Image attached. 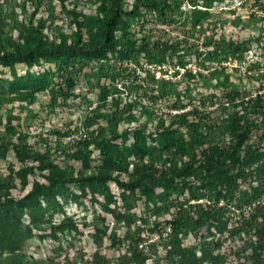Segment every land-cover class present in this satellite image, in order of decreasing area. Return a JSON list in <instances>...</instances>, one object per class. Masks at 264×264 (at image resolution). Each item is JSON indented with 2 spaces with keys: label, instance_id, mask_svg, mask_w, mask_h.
I'll use <instances>...</instances> for the list:
<instances>
[{
  "label": "trees",
  "instance_id": "trees-1",
  "mask_svg": "<svg viewBox=\"0 0 264 264\" xmlns=\"http://www.w3.org/2000/svg\"><path fill=\"white\" fill-rule=\"evenodd\" d=\"M52 1L0 0L1 61L6 64L12 62L16 57L14 48L20 51V45L11 40L12 28L5 31L8 23L19 30V37L25 39L28 48L24 57L27 61L36 63L44 54L42 36L32 32L25 36L21 28L31 27L41 32L45 20H51V15H44ZM56 1L72 14L75 26L74 34H63L59 44L53 46L55 54H69L66 60L58 63L61 73L85 70L91 55L99 59L113 54V64L108 63L109 69L137 77L136 69L127 66L133 61L147 74V78L140 82H109L100 86L94 117L88 119L93 123L95 119L103 118L108 132H104L102 127L97 137H80L70 145L94 143L104 157L105 168L84 177L82 189L86 195L96 191L95 180L103 184L110 179L124 192H131L135 204L155 203L149 231L158 232L161 239H167L163 244L165 253L149 262L157 252L158 241L148 239L145 232L148 224L144 219L134 228H126L124 239L127 242L123 246L116 244L121 238L115 227L108 233V223L104 226L92 223L89 227L96 246L75 250V253L60 258L43 259L27 255L15 246L12 239H8L7 234L3 243L4 247H10V251L0 255V264H226L229 257L237 258L235 264H264V150L252 140L253 132L260 125L263 134L259 142L264 136V90L251 96L246 88L234 82L230 73L224 71L223 62L244 57L248 41L216 36L215 21L207 18L215 9L214 2L223 0ZM256 1L264 10V0ZM87 5H94V11L90 8L87 12ZM141 6L150 8L159 19L169 24L180 20L181 25L169 29L133 26L129 19L139 12ZM39 12L41 16H38ZM19 15L21 18L18 20ZM27 15L28 21L24 22ZM240 20V16H236L234 24ZM258 20L264 28V15H259ZM21 24L23 26L20 27ZM68 39L71 41L67 42ZM199 42L205 45L207 59L198 62L197 70L201 66L214 67V85L223 91L216 106L221 112L213 116V109L205 100H195L190 78L195 72L182 59L190 55L192 47ZM139 56L147 59L148 64L158 66L177 58L179 62L174 65L184 69L183 73L189 79L156 77L154 71L144 67ZM177 74L178 69L174 75ZM258 77H264V71L259 72ZM159 99L165 102L167 116L159 115L156 120L151 104ZM139 115H147V119L130 128V121L138 119ZM124 123L125 127H122ZM56 133L64 135L60 131ZM65 133L68 135L70 131ZM149 138L153 141L152 146L147 144ZM1 140L0 136V145ZM12 148L18 157L28 159L38 155L32 154L25 144L22 149L18 145ZM75 157H81V152L75 150ZM54 175L57 179H66L58 172ZM51 179L47 186L33 184L26 194L15 200L17 207L24 205L32 196L50 193L55 182ZM176 186H180L182 191L188 190L196 201L190 202L185 198L170 206L165 205L167 218H160L158 203L165 201L161 198L155 200V194L160 189ZM206 190L210 197L198 201ZM5 195L8 201L1 202L0 207L10 213L12 208L7 204L14 200L8 192ZM230 200L244 203L252 210L230 224L229 218L225 217L231 207ZM220 201L223 204L218 205ZM105 207L111 209L108 204ZM124 208L114 207L110 211L118 220L130 222L133 216ZM163 221L170 227L167 236H163ZM78 224L62 219L51 222L46 229L54 235L56 231L76 229ZM201 229H207L212 236L199 242L198 254L197 246L182 245L181 237L188 231ZM6 230L10 233L9 227ZM103 237L110 240L104 250L98 245ZM2 241L0 234V246H3Z\"/></svg>",
  "mask_w": 264,
  "mask_h": 264
},
{
  "label": "rangeland",
  "instance_id": "rangeland-1",
  "mask_svg": "<svg viewBox=\"0 0 264 264\" xmlns=\"http://www.w3.org/2000/svg\"><path fill=\"white\" fill-rule=\"evenodd\" d=\"M214 5L215 9L210 12L207 20L215 21L216 36L222 35L226 38L233 37L248 41L244 48V57L239 60L229 58L223 62L224 71L230 73L234 82L246 88L251 96H255L256 93L264 90V77H258V73L264 71V28L258 20L259 15H264V10L256 0H223L214 2ZM94 7V5H87L85 10L88 12L92 8L94 11ZM48 9L44 16L51 15V20H45L41 32L31 27L21 28L25 36L31 32L42 36L44 54L36 63L25 59L24 53L28 45L25 39L18 36L19 30L13 29L10 23L5 27V31L12 28L11 40L15 41V45H20V51L14 48L15 60L8 64L0 60V136L2 138L0 204L8 201L6 192L14 200L7 204L9 208H12L10 213L0 207V234L3 240L0 255L10 251V247H4L6 245L3 243L7 234H9L8 239L15 242V246L34 258L48 259L53 256L60 258L75 253V250L94 248L96 243L92 239V231L89 227L92 223L102 226L108 223V233L115 227L121 238V241L116 244L123 246L127 242L124 239L126 228L128 226L134 228L145 219L148 224L145 228L148 239L158 241L157 252L150 259L149 262H151L152 259L165 253L163 244L167 243V239H161L158 232L149 231L155 214V203L146 202L141 206L135 204L132 193L124 192L122 187L110 179L103 184L95 180L96 191L88 192L86 195L82 189L85 184L84 177L102 171L105 168L104 157L100 148L94 143L70 145L74 139L80 137H97L102 127L104 132H108L107 122L103 118L95 119L93 123L88 119L94 117L100 86L109 82L117 84L140 82L147 78V74L137 63L130 61L127 64L129 59L125 63L136 69L137 77L127 72L120 73L109 69V64H113V54L104 55L99 59L98 56L91 55L85 70L61 73L58 63L66 60L69 54L65 52L55 54L53 46L59 44L63 34H74L73 16L56 0L50 3ZM41 15L42 13L39 12L38 16ZM236 16H240L241 20L234 24ZM19 18H21L20 15L17 16L18 20ZM129 20L133 26L144 25L162 29L181 25L180 20L178 23L169 24L159 19L154 11L145 6H141L139 12L131 16ZM27 21L28 15L24 19V22ZM35 21L34 24H36ZM70 41L68 39L67 42ZM205 50V45L199 42L192 47L191 54L182 59L186 66L195 72L190 76L196 94L195 100L197 102L201 99L205 100L209 108L213 109V116L221 112L216 106L219 104L223 91L221 87L214 85L216 83L213 77L214 67L201 66V69L197 70L198 62L207 59ZM139 58L145 68L154 71L156 77L182 79V81L189 79V76L186 77L183 73L184 69L174 65L179 62L177 58L172 61L169 59L161 66L155 63L148 64L149 61L143 56ZM176 69L178 74L174 75ZM151 106L156 120L159 115L167 116L166 105L162 99L152 103ZM146 119L147 115H139L138 119L130 121L129 127L138 126ZM125 123L121 126L125 127ZM67 130L70 131L68 135L65 133ZM262 130V126H258L253 132L252 140L264 150V136L261 142L258 140L263 134ZM56 131L64 135L59 136ZM24 144L32 154L38 155L28 159L18 157L12 146L18 145L22 149ZM147 144L153 145L151 138L148 139ZM8 145L10 147L5 148ZM75 150L81 152V157H75ZM56 172L60 173L61 177L65 176L66 179L55 178ZM49 179L55 181L50 193L32 196L24 205L17 207L15 200L26 194L33 184L47 186ZM209 197V191L206 190L204 196L198 201H204ZM159 198L165 201L158 203L160 218H167L165 205L170 206L177 200L185 198L190 202L196 201L191 198L188 190L182 191L180 186L158 190L155 200L158 201ZM228 202L231 207L225 217L229 218L230 224L252 210L244 203H237L235 200ZM221 203L223 204L220 202L218 205ZM105 204H108L111 209H107ZM114 207H126L124 210L133 216V220L130 222L125 219L118 220L117 216L110 211ZM62 219H69L79 224L76 229L56 231L54 235L46 229L51 222ZM162 225L165 226L163 236H167L169 224L163 221ZM8 227L10 233L6 230ZM211 236L207 229L188 231L181 237V244L197 246L203 238ZM102 239L98 245L104 250L110 244V240L107 237ZM197 253H200L198 246ZM236 261V257H229L226 264H235Z\"/></svg>",
  "mask_w": 264,
  "mask_h": 264
},
{
  "label": "built area",
  "instance_id": "built-area-1",
  "mask_svg": "<svg viewBox=\"0 0 264 264\" xmlns=\"http://www.w3.org/2000/svg\"><path fill=\"white\" fill-rule=\"evenodd\" d=\"M220 202H223V201H220ZM220 202H219V203H220ZM221 204H222V203H221ZM221 204H220V205H221ZM254 204H255V203H253L252 205H254ZM169 230H170V227H169Z\"/></svg>",
  "mask_w": 264,
  "mask_h": 264
}]
</instances>
